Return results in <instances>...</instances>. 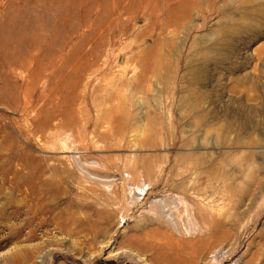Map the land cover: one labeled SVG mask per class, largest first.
Masks as SVG:
<instances>
[{
    "label": "rangeland",
    "instance_id": "374dc122",
    "mask_svg": "<svg viewBox=\"0 0 264 264\" xmlns=\"http://www.w3.org/2000/svg\"><path fill=\"white\" fill-rule=\"evenodd\" d=\"M0 264H264V0H0Z\"/></svg>",
    "mask_w": 264,
    "mask_h": 264
}]
</instances>
